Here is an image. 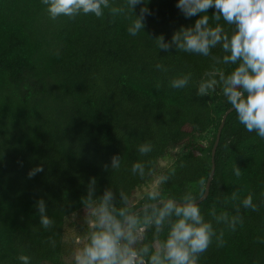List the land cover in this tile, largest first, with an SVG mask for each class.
Wrapping results in <instances>:
<instances>
[{
	"label": "trees",
	"instance_id": "16d2710c",
	"mask_svg": "<svg viewBox=\"0 0 264 264\" xmlns=\"http://www.w3.org/2000/svg\"><path fill=\"white\" fill-rule=\"evenodd\" d=\"M110 3L121 6L126 0ZM146 3L152 14L133 37L127 17L135 19L143 5L116 17L105 9L103 19L81 13L52 20L42 0H0V264H21L17 257L22 252L31 264H65L66 227L84 220L82 197L90 178L97 181V197L111 187L117 203L120 189L133 200L152 178L133 176L135 162L153 161L159 174L175 168V176L161 188L168 198L179 199L189 191L197 199L204 194L218 129L232 106L222 83L205 97L197 96L196 88L209 78L207 73L228 75L235 65L214 64L210 57L174 48L159 50L153 38L163 34L170 41L174 31L193 26L199 14L186 18L177 0ZM214 12L210 8L208 15ZM212 53L222 54L219 48ZM157 63L168 71L157 70ZM188 73L192 79L187 87H171L172 79ZM211 131L203 142L200 137ZM145 142L153 151L142 156L137 148ZM180 146L172 165L159 171L161 158ZM117 154L120 170H105ZM215 164L210 193L199 207L217 233L223 230L225 243L217 247L214 237L198 264H264V243L257 242L264 239V138L248 133L234 110L227 116ZM37 165L43 171L28 178ZM237 166L239 177L233 171ZM249 194L256 211L240 205ZM40 198L54 221L50 229L40 225L35 203ZM145 201L144 194L134 205ZM237 206L243 225L234 232L210 216L213 207L236 215ZM72 215L77 220L67 223ZM154 235L149 230L144 242H152ZM166 235L167 229L157 238Z\"/></svg>",
	"mask_w": 264,
	"mask_h": 264
},
{
	"label": "clouds",
	"instance_id": "9594fccd",
	"mask_svg": "<svg viewBox=\"0 0 264 264\" xmlns=\"http://www.w3.org/2000/svg\"><path fill=\"white\" fill-rule=\"evenodd\" d=\"M52 20L61 16L74 19L83 13L94 14L103 19L105 9L112 17L124 15L129 10L139 14L131 20L127 31L135 37L145 27V18L151 15L146 0H126L125 5L114 6L110 0H42ZM176 7L186 18L197 16L193 26H182L174 31L171 40L166 41L163 34L153 38L159 50L169 52L171 49L186 53L210 57L214 64L235 65L230 74L213 71L202 79L196 88V95L205 97L216 91L218 84L223 85V94L232 110L237 113L239 123L248 133L255 132L264 138V0H177ZM214 8L210 17L208 10ZM210 19L216 23H210ZM223 20L224 24L220 21ZM234 26L226 30L224 25ZM219 48L221 55H213L212 50ZM57 55L59 53L57 52ZM157 70L167 72L161 63L155 65ZM219 76V80L215 77ZM192 79L191 73L171 80V87L183 89ZM159 87V84H157ZM142 156L153 151L150 142L141 143L137 148ZM105 170H120L121 157L113 155L111 163L104 165ZM43 167L37 165L28 172L33 178L42 172ZM235 176L241 175L237 166L233 169ZM133 176L144 179L155 174L153 161L135 162L131 166ZM176 174L175 168L155 175L151 185L145 192L146 201L136 207L132 198L123 189L117 193L111 187L104 189L102 195L96 196L97 181L90 178L87 195L82 197L85 210L84 222L88 226L86 242L73 253L74 264H198L201 254L206 252L215 237L217 247L225 243L224 232L217 233L213 223L202 215L197 196L191 191L179 199L166 197L161 188ZM203 193L205 181H199ZM233 193L232 199L236 200ZM40 214V225L44 229L53 227L54 221L46 215V202L43 198L36 200ZM244 208L257 210L249 194L240 201ZM236 215L227 211L217 213L216 208L210 210V216L217 224L223 223L231 231L237 225H243L240 207L235 208ZM167 229L164 239L158 235ZM149 230H154L152 242L146 243ZM258 243L264 239L258 238ZM48 243L56 246V241L49 237ZM21 264H31V257L23 252L17 257Z\"/></svg>",
	"mask_w": 264,
	"mask_h": 264
},
{
	"label": "rangeland",
	"instance_id": "374dc122",
	"mask_svg": "<svg viewBox=\"0 0 264 264\" xmlns=\"http://www.w3.org/2000/svg\"><path fill=\"white\" fill-rule=\"evenodd\" d=\"M212 137V131L207 133L206 135H202L200 139L203 142H207ZM182 146L177 147L172 153L167 154L166 156L162 157L159 162V171H162L163 169H166L172 163L174 162L176 158V154L179 153L182 150ZM159 173H155L154 176L145 184L141 185L134 196V204L139 203L142 201V198L147 190V188L151 185L153 182L155 175H158ZM85 213V210H84ZM77 216L72 215L67 218V223L71 221H76ZM88 226L85 224L84 220L82 222H76L74 226H67L66 227V241H67V248H68V254L64 256L65 264H74L73 261V253L83 246V243L86 242V237L88 234ZM84 232H87L86 234H83Z\"/></svg>",
	"mask_w": 264,
	"mask_h": 264
},
{
	"label": "water",
	"instance_id": "95a60500",
	"mask_svg": "<svg viewBox=\"0 0 264 264\" xmlns=\"http://www.w3.org/2000/svg\"><path fill=\"white\" fill-rule=\"evenodd\" d=\"M232 107L229 108L225 114L223 115L222 117V121H221V124L219 126V129H218V133H217V136H216V140L214 142V146H213V149H212V169H211V172H210V175H209V178L207 180V183H206V188H205V192L204 194L198 199V203L204 201L209 193H210V187H211V182L212 180L214 179V175H215V170H216V164H215V156H216V152H217V149H218V146H219V143H220V139H221V134H222V131H223V128H224V125L226 123V119H227V116L229 115L230 112H232Z\"/></svg>",
	"mask_w": 264,
	"mask_h": 264
}]
</instances>
